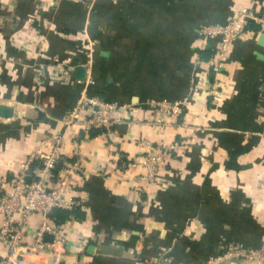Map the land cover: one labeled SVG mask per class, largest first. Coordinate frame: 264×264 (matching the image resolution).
Segmentation results:
<instances>
[{
    "label": "crops",
    "instance_id": "obj_1",
    "mask_svg": "<svg viewBox=\"0 0 264 264\" xmlns=\"http://www.w3.org/2000/svg\"><path fill=\"white\" fill-rule=\"evenodd\" d=\"M245 8L261 13L264 0H0V106L13 109L0 115V184L56 136L49 187L80 164L68 179L79 205L57 212L66 242L13 264H205L231 248L251 255L224 264H264V24L221 70L199 32ZM90 97L132 111L110 131L89 127L76 110ZM184 99L181 117L161 121ZM177 140L188 151L143 180L145 141Z\"/></svg>",
    "mask_w": 264,
    "mask_h": 264
},
{
    "label": "built area",
    "instance_id": "obj_2",
    "mask_svg": "<svg viewBox=\"0 0 264 264\" xmlns=\"http://www.w3.org/2000/svg\"><path fill=\"white\" fill-rule=\"evenodd\" d=\"M119 1V0H113ZM264 24V9L261 13L253 9L245 8L241 12L223 22H209L203 24L200 34L211 42L217 43L214 55L211 59V69L221 70L225 68L232 52L233 45L252 22ZM213 50V48H212ZM160 104L170 101H158ZM174 107L170 108L161 121L166 119H178L182 116L187 99L174 101ZM131 104H120L103 98L94 97L83 99L77 112L82 122L89 127L111 130L113 125L129 117ZM57 144L47 152L35 151L26 158L22 168L14 175H6L0 184V242L7 248V255L0 260V264H13L17 258H26L29 254L43 252L46 248L45 233L54 235L53 245H63L67 240L63 222L56 221V211L62 208H71L79 205L78 199L70 196L71 183L69 174L75 169H80L78 161L69 165L68 175L61 183L53 188L48 185L49 175L62 160L61 136H56ZM149 152L140 164L146 167L142 179L148 182H156L159 179L161 169L169 162L170 157L176 152L188 151V146H183L179 140L173 144L154 145L145 141ZM41 161L42 165L36 166ZM134 166L136 162L125 161L124 165ZM163 171V170H162ZM162 177V176H161ZM160 177V179H161ZM44 217L39 221L36 235L31 241L26 240V230L35 214ZM56 249V248H55ZM240 255L250 256L241 249L231 248L226 253L213 255L205 264H224L229 257ZM253 258H259L260 254H253ZM261 258V257H260ZM155 264H159L156 262Z\"/></svg>",
    "mask_w": 264,
    "mask_h": 264
},
{
    "label": "water",
    "instance_id": "obj_3",
    "mask_svg": "<svg viewBox=\"0 0 264 264\" xmlns=\"http://www.w3.org/2000/svg\"><path fill=\"white\" fill-rule=\"evenodd\" d=\"M260 41L264 43V33L261 35ZM12 113H13V109L11 107L0 106V115L11 116ZM53 238H54V235L52 233L47 232L44 235V240L46 242H51Z\"/></svg>",
    "mask_w": 264,
    "mask_h": 264
},
{
    "label": "trees",
    "instance_id": "obj_4",
    "mask_svg": "<svg viewBox=\"0 0 264 264\" xmlns=\"http://www.w3.org/2000/svg\"><path fill=\"white\" fill-rule=\"evenodd\" d=\"M209 22H223V21H208L207 23H209ZM58 210L56 211V213H55V215H56V221H58V222H63V221H59V218H58ZM64 220V219H63Z\"/></svg>",
    "mask_w": 264,
    "mask_h": 264
},
{
    "label": "rangeland",
    "instance_id": "obj_5",
    "mask_svg": "<svg viewBox=\"0 0 264 264\" xmlns=\"http://www.w3.org/2000/svg\"><path fill=\"white\" fill-rule=\"evenodd\" d=\"M33 152H35L34 150L32 151V152H30V154L28 155V157L30 156V155H32V153ZM40 165H42V163H41V161H37L36 162V166H40ZM20 170H18L17 172H19ZM1 186V185H0Z\"/></svg>",
    "mask_w": 264,
    "mask_h": 264
}]
</instances>
